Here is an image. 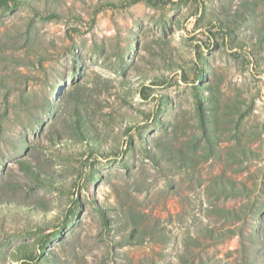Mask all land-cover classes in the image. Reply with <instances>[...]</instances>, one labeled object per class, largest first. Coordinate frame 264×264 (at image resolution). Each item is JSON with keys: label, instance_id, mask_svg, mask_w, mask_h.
<instances>
[{"label": "rangeland", "instance_id": "obj_1", "mask_svg": "<svg viewBox=\"0 0 264 264\" xmlns=\"http://www.w3.org/2000/svg\"><path fill=\"white\" fill-rule=\"evenodd\" d=\"M0 0V264H264V0Z\"/></svg>", "mask_w": 264, "mask_h": 264}, {"label": "trees", "instance_id": "obj_2", "mask_svg": "<svg viewBox=\"0 0 264 264\" xmlns=\"http://www.w3.org/2000/svg\"><path fill=\"white\" fill-rule=\"evenodd\" d=\"M131 3H134V2H136V1H138V0H129ZM145 1H147V2H151L150 0H145Z\"/></svg>", "mask_w": 264, "mask_h": 264}]
</instances>
